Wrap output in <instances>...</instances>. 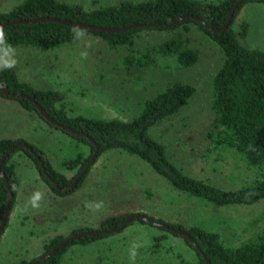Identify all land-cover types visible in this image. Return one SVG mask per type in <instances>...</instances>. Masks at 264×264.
Listing matches in <instances>:
<instances>
[{
    "label": "rangeland",
    "instance_id": "rangeland-1",
    "mask_svg": "<svg viewBox=\"0 0 264 264\" xmlns=\"http://www.w3.org/2000/svg\"><path fill=\"white\" fill-rule=\"evenodd\" d=\"M23 0H0V11H9ZM105 5L124 0H60ZM248 33L239 37L247 48L264 51V5L247 4L237 17L234 29L240 33L242 24ZM190 30V31H189ZM179 33L189 39L198 52L197 63L188 69L178 66L158 48L178 32L146 30L135 36L133 50L112 48L93 34L81 33L71 44L55 50L31 47L0 51V67L12 64L21 82L40 90L61 94L68 115L103 120L128 121L139 116L146 99L179 81L194 90L187 106L173 119L152 130L163 143L172 160L184 171L212 184L234 190L264 178V165L254 166L239 154L231 156L208 153L204 136L213 121L212 80L223 55L214 42L196 25ZM132 51V52H131ZM82 53H86L83 56ZM151 53L145 67H129L124 57H141ZM25 139L42 150L54 168L72 180L78 172L65 161L83 152L88 158L90 148L76 142L62 130L55 129L36 114L30 116L15 100L0 96V139ZM17 169L20 188L10 224L0 242V264H18L44 254V245L52 238L68 237L80 228L98 229L108 216L142 213L166 222L189 228L195 224L221 233L227 244L239 246L264 234V200L253 205L216 207L173 191L165 180L141 161L126 153L104 154L92 167L84 186L68 197L56 195L42 180L26 154L19 152L12 160ZM36 194L38 208L29 200ZM103 202L99 211L90 210L89 202ZM164 236L161 246L155 238ZM137 249L135 264H198L199 259L186 241L156 226L133 223L123 233L88 246H73L64 256L63 264H130L129 249Z\"/></svg>",
    "mask_w": 264,
    "mask_h": 264
},
{
    "label": "trees",
    "instance_id": "trees-1",
    "mask_svg": "<svg viewBox=\"0 0 264 264\" xmlns=\"http://www.w3.org/2000/svg\"><path fill=\"white\" fill-rule=\"evenodd\" d=\"M240 1L124 0L114 5H105L94 1L91 6L85 5L83 2L23 0L7 12L0 11V24L47 17L119 31L100 32L49 21L36 24L20 23L0 27V32L3 33V38L0 40V51L22 47L55 50L73 43L81 33L93 34L112 48L133 50L135 36L143 31L179 33L189 30L191 24L196 25L214 42L223 55L222 63L212 80L214 118L206 127L204 136L208 143V153L213 155L219 152L221 155L228 156L239 154L250 164L262 166L264 165V51L243 46L238 38L247 35L248 24H242L239 34L235 32L234 24L241 10L247 4L264 5V0H246L239 4ZM237 5L238 8L230 26L226 30H222ZM180 18L185 19L176 23ZM194 18H199L203 22L196 21ZM146 25H151V27H145ZM132 26L137 27L131 28ZM74 32H79L80 35L75 36ZM158 52L173 58L176 64L183 69L194 66L199 56L198 52L191 48L189 39L184 38L181 33L163 43L158 48ZM150 56L151 53H147L137 58L131 54L124 57V63L132 68L145 67L152 60ZM0 84L10 93L7 97L0 90L1 97L17 101L30 116L36 114L49 126L62 130L44 120L35 104L29 100V98L33 99L51 118L79 132L80 135H75L62 130L73 137L76 142L89 146L91 153L86 158L83 152H79L74 158L65 161L68 168L72 170L78 168L77 175L70 180L54 168L47 155L36 145L21 138L0 139V225L6 213L9 196V188L1 174H4L8 180L13 193L9 219L0 236V242L9 227L20 188L19 175L15 163L12 161L19 152H23L33 161L42 180L60 197H68L81 189L89 177L92 167L104 154L121 152L150 167L158 177L166 181L172 192L177 191L204 204L220 208L232 205H253L264 200V178L251 183L248 181L246 185L234 190L220 188L209 180L199 179L180 168L172 160L167 147L153 136L154 128L164 121L173 119L187 106L194 94L193 88L187 84L179 81L172 82L164 90L146 99L141 106L139 116L128 121L103 120L84 116L72 117L65 110L66 105H60L62 98L59 92L40 90L28 83L21 82L16 70L12 67H0ZM18 94L25 95L28 99L17 97ZM19 143L30 146L36 155L34 156L24 147L18 146ZM96 153V160L91 163ZM86 169L87 172L78 185L74 189L66 191ZM47 176H50L56 185ZM131 215L108 216L101 222L98 229L80 228L74 230L68 237L58 235L52 238L44 245L42 256L49 254L59 244L76 234L86 231L101 232L96 236H87L69 242L64 248L58 249L53 256L39 264H63L64 256L73 246L92 245L116 235V233L104 234V231L119 230L118 233H123L135 222L156 226L162 230L165 229L159 225H166L186 232L192 241L182 238L193 248L199 259L198 264H264V234L239 246H233L227 244L221 233L207 226L206 223L185 228L145 214L149 222L143 219H133L128 222ZM165 239L164 236L156 237L154 246H161ZM42 256L30 261L22 260L18 264H33Z\"/></svg>",
    "mask_w": 264,
    "mask_h": 264
},
{
    "label": "water",
    "instance_id": "water-1",
    "mask_svg": "<svg viewBox=\"0 0 264 264\" xmlns=\"http://www.w3.org/2000/svg\"><path fill=\"white\" fill-rule=\"evenodd\" d=\"M246 0H241L239 2V4H241L242 2H244ZM238 4V5H239ZM238 5L233 9V11L231 12L230 14V17L227 21V23L225 24V26L222 27V30H226L231 22H232V19L234 17V13L236 11V9L238 8ZM187 18H190L189 16H187ZM185 18H180L179 20L176 21V23H180L184 20ZM196 21H200V22H203L201 19L199 18H194ZM44 21H49V22H55V23H60V24H63V25H68V26H76V27H84V28H89L93 31H100V32H118L119 30L117 29H106V28H101V27H96V26H90V25H86V24H81V23H77V22H70V21H67V20H60V19H57V18H47V17H43V18H36V19H32V20H18V21H15V22H11V23H7V24H0V27H4V26H12V25H15V24H20V23H24V24H36V23H39V22H44ZM137 26H132L131 28H136ZM138 27H143V26H138ZM145 27H151V25H146ZM125 29V28H124ZM123 29V30H124ZM0 90L4 93L5 96H9L10 93L8 92V90L2 85L0 84ZM17 97H22V98H27V96L25 95H21V94H18L16 95ZM29 100L31 102H33L37 108V110L39 111L40 115L44 118V120H46L48 123L52 124L53 126H56L70 134H75V135H80L79 132L73 130L72 128L68 127V126H65V125H62L60 124L58 121L54 120L53 118H51L47 113L46 111L40 106V104H38L37 102H35L33 99H30ZM83 136H85L83 134ZM93 142V141H92ZM94 143V142H93ZM18 146H21V147H24L26 148L27 150H29L34 156L36 155L34 152H33V149L28 146L27 144L25 143H19ZM96 156H97V153L93 156L92 160H91V163L95 162L96 160ZM90 163V164H91ZM87 172V169L85 171H83L79 177L77 179H75L72 184L66 189V191H69V190H72L74 189L78 183L80 182V180L83 178L84 174ZM1 177L3 179V181L5 182V184L7 185V187L9 188V196H8V200H7V208H6V213H5V216H4V219L0 225V236L3 234L4 230H5V227H6V224H7V221L9 219V215H10V203H11V200L13 198V193L10 189V185H9V182L8 180L5 178L4 174H1ZM48 179L54 184V181L53 179L50 177V176H47ZM133 219H143V220H146L147 222H149L148 218L142 214V213H136V214H132L130 216V218L128 219V222L132 221ZM160 227H162L163 229L165 230H168L170 232H173L174 234L176 235H179L181 237H183L184 239H189L190 241H192V239L190 238V236L180 230V229H173V228H170V227H167L166 225H159ZM119 230H109V231H104V234H115V233H118ZM101 232L99 231H86V232H82L80 234H76L72 237H70L68 240L62 242L61 244H59L56 248H54L49 254L45 255V256H42L40 259H38L37 261H35L33 264H39L40 262L50 258L51 256H53L58 249L60 248H64L69 242H72L74 240H77V239H80V238H83V237H87V236H96V235H99Z\"/></svg>",
    "mask_w": 264,
    "mask_h": 264
},
{
    "label": "clouds",
    "instance_id": "clouds-1",
    "mask_svg": "<svg viewBox=\"0 0 264 264\" xmlns=\"http://www.w3.org/2000/svg\"><path fill=\"white\" fill-rule=\"evenodd\" d=\"M75 36H79L80 33L79 32H74ZM3 38V33L0 32V40H2ZM83 56H86V53H82ZM6 67H12V64H7ZM40 199L39 194L34 195L30 200H29V204L32 208H38L40 205L38 204V201ZM86 207H88L90 210H95V211H99L103 208V202H89L88 205H86ZM141 245L139 244H133L130 249H129V262L130 264H135V260H136V256H137V249L140 247Z\"/></svg>",
    "mask_w": 264,
    "mask_h": 264
}]
</instances>
